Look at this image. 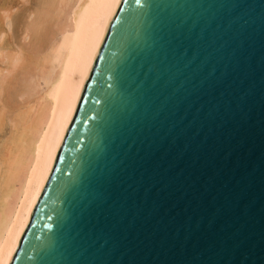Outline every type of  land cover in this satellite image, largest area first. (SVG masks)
I'll return each mask as SVG.
<instances>
[{
    "label": "water",
    "instance_id": "95a60500",
    "mask_svg": "<svg viewBox=\"0 0 264 264\" xmlns=\"http://www.w3.org/2000/svg\"><path fill=\"white\" fill-rule=\"evenodd\" d=\"M8 264H264V0H121Z\"/></svg>",
    "mask_w": 264,
    "mask_h": 264
},
{
    "label": "bare ground",
    "instance_id": "6f19581e",
    "mask_svg": "<svg viewBox=\"0 0 264 264\" xmlns=\"http://www.w3.org/2000/svg\"><path fill=\"white\" fill-rule=\"evenodd\" d=\"M120 1L42 0L27 9L14 43L13 5L0 0V264H8Z\"/></svg>",
    "mask_w": 264,
    "mask_h": 264
},
{
    "label": "rangeland",
    "instance_id": "374dc122",
    "mask_svg": "<svg viewBox=\"0 0 264 264\" xmlns=\"http://www.w3.org/2000/svg\"><path fill=\"white\" fill-rule=\"evenodd\" d=\"M28 3H27V2ZM42 2V0H11L10 4L13 5V8L10 12V19L12 18L11 22H10V40L14 43H17L19 38H20V32H22V26H23V23L25 21V19L27 18V9L28 11H32L34 10L35 8H37V6H39V4ZM7 2H9V0H7ZM13 2V3H12ZM20 2V3H19ZM38 2V3H37ZM15 4V5H14ZM37 5V6H36ZM34 6V8H33ZM24 16V17H22ZM26 16V18H25ZM23 19V20H22ZM22 24V26H21ZM18 40H17V39ZM13 39H15L13 41ZM17 40V41H16Z\"/></svg>",
    "mask_w": 264,
    "mask_h": 264
}]
</instances>
